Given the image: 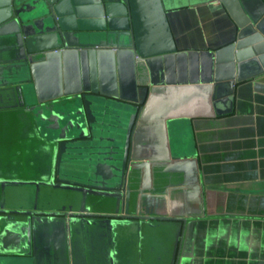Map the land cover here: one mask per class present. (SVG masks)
<instances>
[{"label": "water", "instance_id": "water-1", "mask_svg": "<svg viewBox=\"0 0 264 264\" xmlns=\"http://www.w3.org/2000/svg\"><path fill=\"white\" fill-rule=\"evenodd\" d=\"M219 1L236 37L215 51L194 52L176 47L166 15L170 0H0V39L30 76L14 88L17 104L36 112L62 96L77 101L64 108L74 120L47 138L55 165L41 184L62 191L59 206L39 204L30 192L9 203L0 191V264L34 260L39 238L53 227L67 233L69 226L158 218L131 185L144 172L146 186L152 168L172 157L171 101L202 94L217 113L218 102H231L236 83L264 73V0L252 11L241 0ZM70 79L74 93L66 91ZM48 88L52 95H44ZM8 185L0 179L1 188ZM222 188L264 193V186ZM133 195L141 198L136 204Z\"/></svg>", "mask_w": 264, "mask_h": 264}, {"label": "crops", "instance_id": "crops-1", "mask_svg": "<svg viewBox=\"0 0 264 264\" xmlns=\"http://www.w3.org/2000/svg\"><path fill=\"white\" fill-rule=\"evenodd\" d=\"M241 2L252 11L259 1ZM170 4L166 15L178 50L215 51L235 39L237 28L219 0ZM15 58L0 39V179L9 183L0 191L9 203L30 192L39 204L57 207L62 191L41 184L55 165L47 141L74 120L64 108L76 100L62 96L47 111L19 106L14 88L30 76L12 63ZM74 90L70 79L66 91ZM44 95H52L50 89ZM216 109L193 93L169 104L167 112L176 116L167 121L172 157L152 168L146 186L144 172L131 185L158 218L112 228L69 226L67 233L53 227L27 264H264V193L222 188L264 186V73L236 83L231 102L220 101ZM138 200L133 195L132 202Z\"/></svg>", "mask_w": 264, "mask_h": 264}]
</instances>
